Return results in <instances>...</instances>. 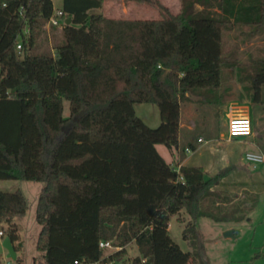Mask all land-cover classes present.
I'll return each mask as SVG.
<instances>
[{"label": "trees", "instance_id": "obj_1", "mask_svg": "<svg viewBox=\"0 0 264 264\" xmlns=\"http://www.w3.org/2000/svg\"><path fill=\"white\" fill-rule=\"evenodd\" d=\"M62 2L61 36L52 51H40L54 0H0V180L45 184L36 210L38 264H112L128 258L132 243L130 264H211L198 219L213 217L208 201L222 204L215 188L232 168L213 176L197 165L176 168L157 145L180 147L182 98L221 102L223 70L234 64L225 32L263 27L264 0H217V10L193 14L189 5L173 13L155 2L158 18L92 12L106 0ZM253 65L248 90L264 104V56ZM136 103L157 104L162 124L148 126ZM28 208L21 189L0 190V230L16 251L14 219ZM182 211L191 218L184 236L193 252L170 235V219ZM101 241L119 249L108 253Z\"/></svg>", "mask_w": 264, "mask_h": 264}, {"label": "rangeland", "instance_id": "obj_2", "mask_svg": "<svg viewBox=\"0 0 264 264\" xmlns=\"http://www.w3.org/2000/svg\"><path fill=\"white\" fill-rule=\"evenodd\" d=\"M130 0H106L102 8L94 9V13H106L113 16H122L121 12H113V5L123 6L127 4L129 12L126 17L141 18H158L161 8L155 2L168 7L173 13H180L189 5V13H197L206 8L207 10H217V0H150V2H128ZM61 0H55V8L58 9ZM110 10L112 12H110ZM132 10L133 12H131ZM62 28L49 26L47 23L43 28V34L39 41L40 51H52L54 40L61 36ZM56 37V38H55ZM226 55L229 56L232 63L241 64L240 68L233 66L225 67L222 75V87L220 89L221 99L219 104L208 103L203 97L191 95L188 99L182 98V122L194 126V130L190 132V137L186 136V141L195 143L200 150L196 152L191 150L186 152L187 157L193 158V165H202L206 159H209L207 153L212 139H219L222 132H227V119L225 110L227 104L231 101H239L240 103L249 102L252 112L255 114L258 123L257 133H264V104L256 103L252 100L251 92L248 90L250 86L249 76L253 72L255 66L253 62L264 56V26L257 27L242 26L227 30L224 36ZM264 98V86L262 88ZM223 103V104H221ZM65 115L70 113L69 101L64 100ZM135 110L137 115L150 127H159L163 120L159 106L155 103H136ZM255 112V113H254ZM186 129H183L185 131ZM261 133V136H262ZM203 136L205 142H197V138ZM251 137V136H250ZM246 137L245 142L239 143L238 147H248L254 151H258L254 142L259 143V138ZM246 143V144H245ZM249 143V144H248ZM223 146L228 147L226 141ZM235 144V143H232ZM237 144V142H236ZM248 144V145H247ZM159 152L172 165L175 163L172 159L169 149L165 145H157ZM248 163V162H247ZM207 164V163H206ZM205 164V165H206ZM175 165V164H174ZM217 167L218 162L213 164ZM251 169L245 168L242 172L236 171L225 177L226 181H230L233 177L247 174L253 175L247 179L255 182V190L248 188L243 196H231L225 192H221L222 204L216 205L213 201H208L211 207L207 211L213 217L202 216L198 219V233L202 246V253L211 264H264V179H260V175L264 176V164L258 163L256 168L250 165ZM207 176H212L207 174ZM43 182L36 181H20V180H0V190L15 191L21 189L28 199L29 208L25 215L16 216L14 221L20 227V250L18 257L22 258V264H38L41 260V254L37 249V242L41 224L37 221V205L39 196L44 187ZM228 197V204H224V197ZM231 199V200H230ZM208 207V205H207ZM217 217H220L217 220ZM190 216L182 211L180 215L175 214L170 219V235L173 240L179 244L184 251L193 252L194 246L191 240L184 236V229L187 226ZM1 229V226H0ZM228 230L234 231V236H225ZM3 240L0 238V264H19L17 259L8 256V251L2 245ZM114 248L106 249V252L117 250ZM128 258L119 259L112 264H130L128 259L137 254V246L132 243L127 246ZM126 261V262H125ZM128 261V262H127ZM80 264H100V263H80Z\"/></svg>", "mask_w": 264, "mask_h": 264}, {"label": "crops", "instance_id": "obj_3", "mask_svg": "<svg viewBox=\"0 0 264 264\" xmlns=\"http://www.w3.org/2000/svg\"><path fill=\"white\" fill-rule=\"evenodd\" d=\"M54 2H55V0H54ZM128 2L131 3L132 0H130ZM62 5H63V2L61 0V3H60L58 8H61ZM111 10L113 12H121L122 16H119V17L132 18V17H126L127 12H129L126 3H123V6L113 5ZM111 10H110V12H112ZM130 11L133 12L132 10H130ZM104 14H106V13H104ZM106 15L111 16V17H116V16H113L111 14H106ZM136 18H141V17H136ZM254 115L255 114H253V112H252L253 134L250 138H252V137L259 138L260 137L259 143L254 142V145L256 146L258 151L257 150L254 151L248 147H245V148L238 147L240 145L239 143H242L245 140V138H239V139L234 138V139H232V138L228 137L227 132H222L220 134V137H221L219 139L220 141H218L216 139H212L209 143L210 147L207 151V153H209L208 154L209 159L207 158L206 159L207 161H205L202 165H197V166L203 167L207 174L209 173L213 176V175H216L222 169L229 168V167L232 168L231 173H230V175H231L233 172H236V171L238 172L240 170H242V172H244L243 170H245V168L251 169L250 165H252L253 168H256L258 163L264 164V160H262L261 162H252L246 158L247 153L261 154L264 157V133H262V131H261L262 136H261V133L260 134L257 133L256 130L258 128V123L256 122V118ZM183 129H186V130L183 131ZM193 130H194L193 125L185 124V123L181 122V127H180V131H179L180 147H177L174 150L169 149L171 156L173 157L172 160L175 162L174 163L175 165L173 164V166L176 168H179L180 166L193 165V163H191L193 161V158L187 157L185 155V153L187 152L186 148H188L187 147L188 143H186L185 145H182L184 141L187 142L186 136L188 135V138H189L191 135L190 132ZM199 138H203V141L199 142L198 141ZM223 141H226L227 145L229 144V146L228 147H221V145L222 146L224 145ZM197 142H199V143L205 142L204 137L199 136L197 138ZM236 142H237V144H236ZM232 143H235V144H232ZM193 144L195 146V149H193V147H191L190 151L191 150H193L195 152L197 150L202 151L201 149H199L198 145H196L195 143H193ZM158 145H160V144H158ZM216 162H218V164H219L218 169H217V167H213L214 166L213 164H215ZM252 176H253L252 174L247 175L245 173L241 176L239 175L238 177H233V179H231L229 182L226 181L224 178L215 189L219 192H225L227 194H230V198H231V196L232 197L233 196H237V197L243 196L244 192L247 191L248 188L253 189V190H255V188H258V187H255L256 185H258L257 183L255 184L254 181L250 182V180L247 179V178L252 177ZM253 178H254V176H253ZM260 179H264V176L260 175ZM169 229H170V227H169ZM19 232H20V230H19ZM5 236H2L0 238L3 240ZM17 253H18V251H17Z\"/></svg>", "mask_w": 264, "mask_h": 264}, {"label": "built area", "instance_id": "obj_4", "mask_svg": "<svg viewBox=\"0 0 264 264\" xmlns=\"http://www.w3.org/2000/svg\"><path fill=\"white\" fill-rule=\"evenodd\" d=\"M63 11L56 9L52 17L48 21L49 26H57L62 28L64 25ZM21 48V44L18 45ZM225 117L227 119V135L229 138H246L253 134V117L251 104L248 102L240 103L239 101H231L227 104L225 110ZM199 142L203 141V138L198 139ZM187 152L190 148L186 149ZM246 158L252 162H261L264 157L261 154L247 153ZM3 231L0 230V237H2ZM100 246L103 248H114L112 242L101 241ZM119 249V247H116Z\"/></svg>", "mask_w": 264, "mask_h": 264}, {"label": "water", "instance_id": "obj_5", "mask_svg": "<svg viewBox=\"0 0 264 264\" xmlns=\"http://www.w3.org/2000/svg\"><path fill=\"white\" fill-rule=\"evenodd\" d=\"M67 23H71V19L67 20ZM225 236H234V231L233 230H228L225 232ZM3 247H5L8 251V256L13 258V259H17L18 258V253L16 251V248L12 242V239L10 238V236H5L2 242Z\"/></svg>", "mask_w": 264, "mask_h": 264}]
</instances>
